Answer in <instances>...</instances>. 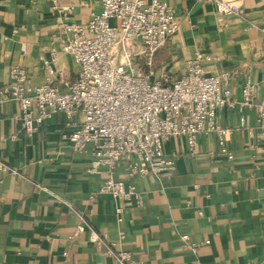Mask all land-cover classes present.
Wrapping results in <instances>:
<instances>
[{
    "label": "crops",
    "instance_id": "crops-1",
    "mask_svg": "<svg viewBox=\"0 0 264 264\" xmlns=\"http://www.w3.org/2000/svg\"><path fill=\"white\" fill-rule=\"evenodd\" d=\"M232 1L243 18L220 15L213 3L167 0L179 30L156 52L154 67L178 77L201 50L212 57L203 62L207 71H234L233 105L219 111L220 123L231 129L233 157L218 153L212 134L198 136L196 154L184 137H171L164 153L175 157L173 169L131 177L122 164L114 170L135 186L137 200L95 194L109 173L86 171L92 157L70 149L62 113L29 135L19 104L0 95V264H115L105 244L139 264H264V127L253 107L240 104L248 75L258 97L264 95V0ZM59 3L70 6L62 15L47 0H0V88L14 66L26 70L30 84L43 83L52 47L54 85L65 91L63 80L75 79L78 65L61 50L57 24H84L101 3ZM58 149L62 154L55 155Z\"/></svg>",
    "mask_w": 264,
    "mask_h": 264
},
{
    "label": "built area",
    "instance_id": "built-area-1",
    "mask_svg": "<svg viewBox=\"0 0 264 264\" xmlns=\"http://www.w3.org/2000/svg\"><path fill=\"white\" fill-rule=\"evenodd\" d=\"M47 1L60 15L70 8L59 0ZM198 1L213 3L220 15L244 17L242 7L232 0ZM100 3V11L91 13L84 24L63 20L57 24L61 50L70 53L78 65L75 79L63 80L65 91L53 83L55 47L43 61L47 70L43 83L30 84L21 66L10 70L11 80L0 88V95L19 104L21 128L31 135L54 114L62 113L70 149L92 157L86 171L104 168L109 173L95 194L109 193L126 200H137L138 191L113 176L116 167L124 165L129 177L148 172L159 176L173 169L175 157L164 153L171 137H184L189 152L196 154L198 136L212 134L218 153L231 159L227 144L231 129L220 123L219 111L233 105L228 85L234 71H207L203 62L212 57L201 50L186 59L178 77L155 69L156 52L179 30V20L167 0ZM136 59H141L140 65ZM257 97V84L248 75L240 104L253 107L256 121L264 127V95ZM60 154L58 149L55 155ZM2 168L8 167L3 164ZM99 243H105L102 237ZM105 245V252L115 256V264H139L128 252Z\"/></svg>",
    "mask_w": 264,
    "mask_h": 264
}]
</instances>
